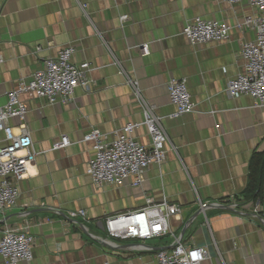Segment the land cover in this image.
<instances>
[{
  "label": "crops",
  "instance_id": "1",
  "mask_svg": "<svg viewBox=\"0 0 264 264\" xmlns=\"http://www.w3.org/2000/svg\"><path fill=\"white\" fill-rule=\"evenodd\" d=\"M256 14L245 3L216 0H0V107L8 92L62 49H73L74 64L90 66L89 91L76 89L68 104L21 97L38 155L17 183L16 206L0 216V234L5 226L29 225L33 259L19 264H153L158 251L171 248L172 234L184 246L204 249L201 264L264 263V182L258 214L255 203L237 202L253 155L264 153V108L225 91L243 70L241 44L255 39L253 30L235 26ZM194 18L226 23L229 39L192 46L182 31ZM126 77L162 118L166 156L147 168L139 187H95L86 173L93 151L85 135L143 122ZM181 79L195 107L173 119L167 85ZM9 124L18 133L19 122ZM132 136L149 146L144 126ZM62 137L70 145L52 150ZM148 197L179 206L169 221L171 234L147 241L107 234L108 216L139 210ZM199 202L207 204L203 211ZM77 210L86 218L69 222L68 212Z\"/></svg>",
  "mask_w": 264,
  "mask_h": 264
},
{
  "label": "built area",
  "instance_id": "2",
  "mask_svg": "<svg viewBox=\"0 0 264 264\" xmlns=\"http://www.w3.org/2000/svg\"><path fill=\"white\" fill-rule=\"evenodd\" d=\"M216 1L229 6L245 3L257 11L254 17L244 18L235 26L240 30H253L255 39L241 44L243 70L227 82L225 91L232 98L249 97L256 108H264V0ZM121 20L125 21L126 16H122ZM230 31L231 27L224 22L194 18L186 23L182 34L192 46H196L225 42L229 39ZM141 49L142 54L147 56L148 46L142 45ZM36 50L39 51V48ZM73 54L72 48H65L54 58L44 60L42 67L32 74L28 83L19 82L7 93L6 103L0 107V216L3 218L16 206L17 183L26 177L28 167L35 162L38 155L33 150L30 133L24 125L27 107L21 97L43 100L49 105L68 104L76 89L89 91L87 73L90 66L86 62L74 64ZM126 82L141 110L143 122L141 125L128 124L110 135L97 129H92L85 135L83 141L91 142L93 151V158L87 165L86 173L95 187L108 185L119 188L126 182L131 187H139L144 181L147 168L152 164L161 165L166 156L169 140L162 118L155 114L154 106L145 102L138 84L127 77ZM167 93L169 103L174 107L170 118L175 119L194 112L195 106L185 79L171 80L167 85ZM11 120L19 122L18 133H15V129L9 124ZM139 126L145 127L150 140L149 146L140 144L132 136ZM69 145L68 139L62 137L60 142L52 146V150L65 149ZM171 149L175 150L174 147ZM228 200L230 203L235 202L233 197ZM199 206L200 211H203L207 204L199 202ZM227 206L234 209L235 205ZM258 213L259 205L255 203L253 214ZM179 214L178 205L166 200L156 202L154 198L148 197L145 206L139 210L108 216L104 229L113 238L147 241L171 234L169 221ZM79 218H86L84 210L67 214L69 222ZM171 236V248L158 251L153 264H201L204 261L206 255L202 247L184 246L179 238L173 234ZM33 246L34 239L29 233L27 223L5 226L0 234V256L4 264L30 263L33 259Z\"/></svg>",
  "mask_w": 264,
  "mask_h": 264
},
{
  "label": "trees",
  "instance_id": "3",
  "mask_svg": "<svg viewBox=\"0 0 264 264\" xmlns=\"http://www.w3.org/2000/svg\"><path fill=\"white\" fill-rule=\"evenodd\" d=\"M264 180V153H255L249 163L246 188L237 202L256 203L260 200ZM239 204V205H240Z\"/></svg>",
  "mask_w": 264,
  "mask_h": 264
}]
</instances>
